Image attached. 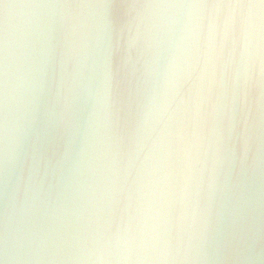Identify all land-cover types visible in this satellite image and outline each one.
Wrapping results in <instances>:
<instances>
[{"label":"clouds","instance_id":"obj_1","mask_svg":"<svg viewBox=\"0 0 264 264\" xmlns=\"http://www.w3.org/2000/svg\"><path fill=\"white\" fill-rule=\"evenodd\" d=\"M0 264H264V0H0Z\"/></svg>","mask_w":264,"mask_h":264}]
</instances>
